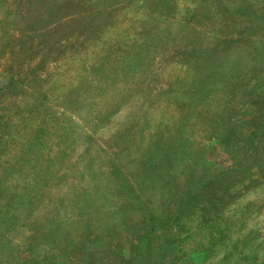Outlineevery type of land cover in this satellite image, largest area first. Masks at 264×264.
Returning <instances> with one entry per match:
<instances>
[{
    "label": "rangeland",
    "instance_id": "1",
    "mask_svg": "<svg viewBox=\"0 0 264 264\" xmlns=\"http://www.w3.org/2000/svg\"><path fill=\"white\" fill-rule=\"evenodd\" d=\"M0 264H264V0H0Z\"/></svg>",
    "mask_w": 264,
    "mask_h": 264
}]
</instances>
